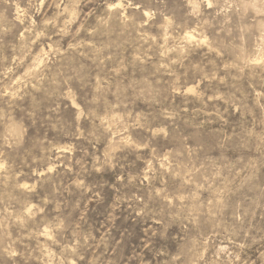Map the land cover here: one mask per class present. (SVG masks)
<instances>
[{"label":"rangeland","instance_id":"rangeland-1","mask_svg":"<svg viewBox=\"0 0 264 264\" xmlns=\"http://www.w3.org/2000/svg\"><path fill=\"white\" fill-rule=\"evenodd\" d=\"M0 264H264V0H0Z\"/></svg>","mask_w":264,"mask_h":264},{"label":"bare ground","instance_id":"bare-ground-1","mask_svg":"<svg viewBox=\"0 0 264 264\" xmlns=\"http://www.w3.org/2000/svg\"><path fill=\"white\" fill-rule=\"evenodd\" d=\"M190 37H192L191 35H190ZM193 38V37H192ZM39 67V66H38Z\"/></svg>","mask_w":264,"mask_h":264}]
</instances>
